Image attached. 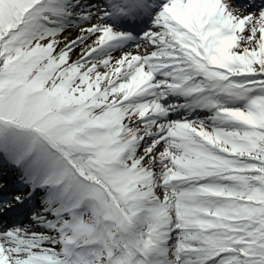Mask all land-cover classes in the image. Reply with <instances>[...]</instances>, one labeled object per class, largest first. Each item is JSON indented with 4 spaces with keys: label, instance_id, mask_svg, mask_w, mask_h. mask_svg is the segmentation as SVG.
I'll use <instances>...</instances> for the list:
<instances>
[{
    "label": "snow or ice",
    "instance_id": "snow-or-ice-1",
    "mask_svg": "<svg viewBox=\"0 0 264 264\" xmlns=\"http://www.w3.org/2000/svg\"><path fill=\"white\" fill-rule=\"evenodd\" d=\"M0 264H264V0H0Z\"/></svg>",
    "mask_w": 264,
    "mask_h": 264
}]
</instances>
